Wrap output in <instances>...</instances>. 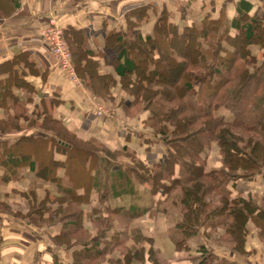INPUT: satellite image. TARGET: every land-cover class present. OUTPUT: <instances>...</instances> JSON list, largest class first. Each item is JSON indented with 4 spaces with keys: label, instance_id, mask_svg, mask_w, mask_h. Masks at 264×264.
<instances>
[{
    "label": "crops",
    "instance_id": "1",
    "mask_svg": "<svg viewBox=\"0 0 264 264\" xmlns=\"http://www.w3.org/2000/svg\"><path fill=\"white\" fill-rule=\"evenodd\" d=\"M15 1L17 8L0 16V264H73V250L52 242L64 222L40 223L60 207L68 208L65 195L70 189L87 198L81 204L83 220L91 213L106 215L105 210L122 209L130 213L131 222L152 227L155 252L165 264H264V174L230 183L234 195L255 203L263 212L249 219L241 242L217 229L185 239L188 249L177 250L175 242L182 237L176 223L155 213L166 194L151 192L149 183L140 181L130 155L116 159L92 150L79 164L73 158L79 147L69 149L68 143L56 136L54 140L53 133L42 128L48 116L67 135L91 147L111 153L126 149L148 166L165 163L163 143L148 136L147 126L128 122L124 114L128 101L112 111L81 80L79 85L70 81L50 52L45 29L56 20L67 33L75 63L81 59L79 65L84 67L91 60L100 76L116 80L110 90L113 99H125L128 95L116 74L125 57L115 35L127 38L128 9L158 3L156 7L167 8L176 22L184 13L192 23L206 15L218 18L222 12L230 21L238 15L240 0ZM248 1L254 5L253 13L264 16V0ZM150 15L141 29L144 36L154 30L156 14ZM101 106L113 113L98 116ZM222 115L226 117V112ZM25 151L27 161L21 159ZM220 166V155L213 148L208 167ZM124 178L127 182L121 183ZM43 202L49 210L43 216H29L34 205Z\"/></svg>",
    "mask_w": 264,
    "mask_h": 264
},
{
    "label": "trees",
    "instance_id": "2",
    "mask_svg": "<svg viewBox=\"0 0 264 264\" xmlns=\"http://www.w3.org/2000/svg\"><path fill=\"white\" fill-rule=\"evenodd\" d=\"M17 6L15 0H0V16L10 14ZM149 9L143 6L128 13L126 39L120 33L115 35L125 57L116 67V74L132 95L128 108L142 106L143 111L149 112L145 122L153 130L151 135L161 137L166 161L148 166L126 149L116 153L102 150L114 157L130 155L133 169L140 181L149 183L151 192L169 194L175 188L183 190L184 210L191 214L190 221L186 216L178 223L184 239L196 236L201 229H222L225 236L241 242L253 214L263 215L255 203L234 195L230 183L264 174V57L259 60L254 49L264 52V16L253 13L254 5L248 0L238 2V15L230 21L222 12L218 18L206 15L192 23L186 21L184 13L176 22L164 8L156 17L153 33L144 36L141 29L151 17ZM65 38L72 52L67 33ZM73 60L77 75L87 88L96 97L111 98L110 90L116 80L110 75L100 76L91 60H86L84 67L79 65L81 59L77 64L74 57ZM51 122L47 116L42 128L51 131L54 140L56 136L68 143L69 149L79 147L74 161L81 164L88 152L97 151L71 134L68 137L64 129L54 131L53 124L58 123ZM29 123L33 126L34 120ZM185 142L191 143L190 152L183 149ZM68 147L63 148L65 152ZM213 148L220 155L221 166L210 170L208 159ZM21 155V159L28 160L26 151ZM125 182L122 179L121 183ZM65 198L68 208L53 211L40 222L42 225L65 223L69 217L62 216L63 211H69L73 203L79 206L74 225L81 228L85 197L70 189ZM48 210L45 202L36 204L29 216H43ZM105 213L104 218L128 221L131 217L122 209ZM77 228L64 227L52 237L53 243H65L73 250L74 264H100L101 258L128 239L121 240L125 233L113 229L105 236L72 242L71 238L79 233Z\"/></svg>",
    "mask_w": 264,
    "mask_h": 264
},
{
    "label": "rangeland",
    "instance_id": "3",
    "mask_svg": "<svg viewBox=\"0 0 264 264\" xmlns=\"http://www.w3.org/2000/svg\"><path fill=\"white\" fill-rule=\"evenodd\" d=\"M156 5H158V3L157 4H155V3L148 4V5H145V7L146 6L149 7L150 8L149 12H154L156 14V17H157V15L159 13L161 14V12L163 10L161 11L159 8L156 7ZM134 9H136V8L128 9V13L132 12ZM180 11H182V9ZM144 25H145V22H144ZM188 49H189V47H188ZM254 49H255L256 55L258 56V59L261 60L264 57L263 50H261L258 47L254 48ZM186 50H187V48H186ZM70 52H71V50H70ZM71 55H72V52H71ZM72 62H73V55H72ZM73 64H74V62H73ZM76 74H77V72H76ZM172 75H173V73H170L171 77H172ZM120 86L122 87V90L124 92H126V94L128 95V98L113 99L114 97L111 94V98L103 99V100L107 101V103H108L107 106H108V108L110 107V109L112 111L115 110L114 106L117 107V105H119V106L123 107L124 102L128 101V105H129V103L133 100L132 95H130V93L127 92V90L124 89L121 84H120ZM114 87H116V86H114ZM114 100H116V101H114ZM101 108L106 110V113L107 112L113 113V112H111V110H107L103 106H101ZM124 114L126 117H128V122L136 123L140 127L147 126L148 132H149L148 136L156 139L153 135H151L153 130L143 120L144 117L146 119L148 118L149 112L143 111L142 106H138L135 108H128V110L125 111ZM32 120H34V119L31 117L29 121H31V123H32ZM53 129H54V131H62L63 132V130L59 126L54 125V124H53ZM247 135L251 136L250 134H247ZM206 136H207V134L204 135V137H206ZM158 139L162 143L161 137H159ZM92 146H93V149L98 150V151L100 150V151L104 152V150H102V148H100L96 145H92ZM183 149L187 152H190V150H192L191 149V143L185 142L183 144ZM40 150L42 151L41 147H40ZM119 156L120 155H117L115 157L112 156V157L117 159V158H119ZM42 159L44 160L45 163H47L48 158L45 155H42ZM143 174L146 175L145 173H143ZM167 184H169V182ZM182 197H183V190L181 188H175L174 190L170 191L169 194H166L165 201H163L161 203V205L155 211V213L157 215L164 216L165 218L168 219V221L176 223V229L178 230L177 233L180 234V236L182 237V238L176 240V242H175V244L178 245V246H175L177 250L178 249H180V250L188 249V247H187L188 242L185 241V239H183L184 236H183V234H181V230L179 229V226H178V223L183 222L186 219V216H187L188 221H190V217H191V214H189V212L187 213V211L184 210V206H183V203L181 200ZM76 208L79 209V206L77 207L73 203H70V208L68 209L69 211H67V212L63 211L62 216L65 214L69 217V219H65V223L63 224L64 226L62 227L63 231H64V227L68 228V229H75L78 227V226L74 225V223H75L74 216L76 215L74 213L76 211ZM193 208H195V206ZM131 221L132 220L127 221V219H123V218H119V217H105L104 218L103 215L100 216V215H96V214L91 213V214H88L87 217L85 216L84 220L81 219V224H80L81 228L80 227L77 228L79 233L77 235H75V237L71 238V240H72V242L77 241L79 243L80 240H91L94 237L108 235L113 229H115L114 231H116V233H120V232L125 233L124 234L125 236L124 235L121 236V240L122 239L126 240V238H128L127 242L126 243L124 242V244L122 243L121 247L117 246L115 249L112 250V252H108L107 256H104L103 258H101V260H103V261L100 264H165L163 258L159 257L158 254L155 252V248L153 245L154 240L152 239V238H154V236H152V234H153L152 233L153 232L152 227H150L149 225L144 226L138 222L134 223ZM207 231H210V230L201 229L199 234H203V233L206 234ZM117 241H119V240H117ZM223 243H227V241H223ZM53 244L56 246H61V245L64 246L65 245V243L60 244V243H55V242ZM201 248L203 249V247H201ZM201 248H200V250H201ZM73 256L74 255H72L71 258H72V263L74 264V259H76V258H74Z\"/></svg>",
    "mask_w": 264,
    "mask_h": 264
},
{
    "label": "built area",
    "instance_id": "4",
    "mask_svg": "<svg viewBox=\"0 0 264 264\" xmlns=\"http://www.w3.org/2000/svg\"><path fill=\"white\" fill-rule=\"evenodd\" d=\"M44 39L49 46L52 56L57 61L59 67L65 71L70 81L78 85L81 84L72 62V55L65 38V30L56 20H52L45 29ZM104 114H106V111L98 107L97 115L103 116Z\"/></svg>",
    "mask_w": 264,
    "mask_h": 264
}]
</instances>
